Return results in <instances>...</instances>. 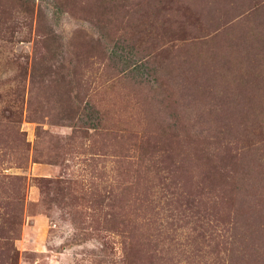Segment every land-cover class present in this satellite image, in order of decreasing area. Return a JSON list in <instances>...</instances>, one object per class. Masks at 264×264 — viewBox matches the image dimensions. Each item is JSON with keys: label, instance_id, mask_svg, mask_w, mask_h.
Listing matches in <instances>:
<instances>
[{"label": "rangeland", "instance_id": "374dc122", "mask_svg": "<svg viewBox=\"0 0 264 264\" xmlns=\"http://www.w3.org/2000/svg\"><path fill=\"white\" fill-rule=\"evenodd\" d=\"M0 264H264V0H0Z\"/></svg>", "mask_w": 264, "mask_h": 264}, {"label": "trees", "instance_id": "16d2710c", "mask_svg": "<svg viewBox=\"0 0 264 264\" xmlns=\"http://www.w3.org/2000/svg\"><path fill=\"white\" fill-rule=\"evenodd\" d=\"M87 121L91 122V125H96L95 124V117H89Z\"/></svg>", "mask_w": 264, "mask_h": 264}]
</instances>
